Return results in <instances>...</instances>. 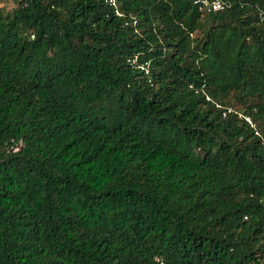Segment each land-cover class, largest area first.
I'll return each instance as SVG.
<instances>
[{
  "label": "trees",
  "instance_id": "obj_1",
  "mask_svg": "<svg viewBox=\"0 0 264 264\" xmlns=\"http://www.w3.org/2000/svg\"><path fill=\"white\" fill-rule=\"evenodd\" d=\"M13 1L0 264H264V0Z\"/></svg>",
  "mask_w": 264,
  "mask_h": 264
},
{
  "label": "built area",
  "instance_id": "obj_2",
  "mask_svg": "<svg viewBox=\"0 0 264 264\" xmlns=\"http://www.w3.org/2000/svg\"><path fill=\"white\" fill-rule=\"evenodd\" d=\"M102 3L111 11L112 15L116 18H124V14L119 8V0H101ZM192 5L196 9V11L200 14H214L228 9L231 4L229 0H193ZM128 21L132 26H135L136 21L133 17L128 16ZM128 64L130 66H135L139 71L144 74L147 73V64H139L136 62V58L133 57L129 59ZM217 107V106H216ZM226 112H230V110H226ZM237 114L238 118H242L249 127L254 128L253 124L250 120L242 115ZM256 135L257 133L254 132ZM22 146L21 140H10L8 145L6 146V151L9 153H16Z\"/></svg>",
  "mask_w": 264,
  "mask_h": 264
},
{
  "label": "rangeland",
  "instance_id": "obj_3",
  "mask_svg": "<svg viewBox=\"0 0 264 264\" xmlns=\"http://www.w3.org/2000/svg\"><path fill=\"white\" fill-rule=\"evenodd\" d=\"M15 3L13 0H2L0 3V10L2 12H7L14 7Z\"/></svg>",
  "mask_w": 264,
  "mask_h": 264
}]
</instances>
